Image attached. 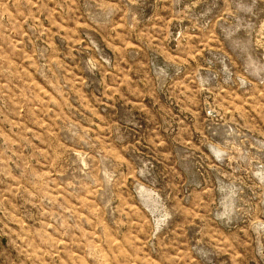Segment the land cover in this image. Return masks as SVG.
<instances>
[{"label":"rangeland","instance_id":"rangeland-1","mask_svg":"<svg viewBox=\"0 0 264 264\" xmlns=\"http://www.w3.org/2000/svg\"><path fill=\"white\" fill-rule=\"evenodd\" d=\"M0 264H264V0H0Z\"/></svg>","mask_w":264,"mask_h":264}]
</instances>
